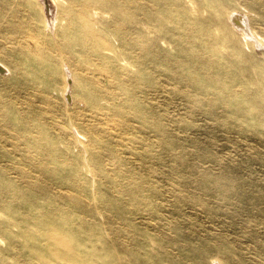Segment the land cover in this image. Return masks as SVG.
Returning a JSON list of instances; mask_svg holds the SVG:
<instances>
[{
    "label": "rangeland",
    "instance_id": "obj_1",
    "mask_svg": "<svg viewBox=\"0 0 264 264\" xmlns=\"http://www.w3.org/2000/svg\"><path fill=\"white\" fill-rule=\"evenodd\" d=\"M47 1L0 0V264H264V0Z\"/></svg>",
    "mask_w": 264,
    "mask_h": 264
},
{
    "label": "bare ground",
    "instance_id": "obj_2",
    "mask_svg": "<svg viewBox=\"0 0 264 264\" xmlns=\"http://www.w3.org/2000/svg\"><path fill=\"white\" fill-rule=\"evenodd\" d=\"M57 3L56 4H58V2H60V1H63V0H55ZM42 2V1H41ZM43 3L45 4V6H46V8H48L49 9V5H48V1L46 0V1H44L43 0ZM56 7V6H55ZM44 8V7H43ZM40 10H41V8H39ZM48 9H47V11H48ZM51 10V9H50ZM57 11V10H56ZM55 11V12H56ZM42 12V11H41ZM45 12V11H44ZM51 12V11H50ZM57 14V13H56ZM55 15V14H54ZM245 16V15H244ZM242 14H240V13H237V12H235L234 11V13L231 15V17H232V22H233V24L237 27V28H239V29H241L242 31H244L245 32V34L247 33H249V32H251V28H250V26H249V24H248V22H246V20H245V17H244ZM45 18H47L46 17V15L44 16ZM50 19V18H49ZM56 19V18H55ZM42 20H44V19H42ZM55 20H53L52 19V22H54ZM61 22V21H60ZM51 23V22H50ZM44 24H45V28H49V20H48V18L46 19V20H44ZM55 24V23H54ZM51 25H53V24H51ZM50 25V26H51ZM0 26H1V24H0ZM55 26V25H54ZM53 27V26H52ZM55 28V27H54ZM50 29H51V27H50ZM51 32H52V30H51ZM53 33V32H52ZM58 33H59V31H58ZM58 33H56L57 35H58ZM39 34H41V33H38V35ZM43 40L42 39H40L39 38V36H38V39L36 40V44H37V46H39L40 48H44V46H43ZM6 70H9V67L0 59V71H5L6 72ZM68 71V70H67ZM71 74V73H70ZM69 74L66 72V74H65V78H64V89H63V91H62V95L64 96L63 98H65V96H69V89H67L66 87L67 86H69V84L67 85V81H69V78H70V75L68 76ZM75 75V74H74ZM73 79H74V77H72ZM70 83H72V82H70ZM76 83V82H75ZM73 86V85H72ZM71 90V89H70ZM71 96V95H70ZM70 96H69V98H70ZM73 97L74 96H72V99H73ZM66 99V98H65ZM71 99V98H70ZM67 102V101H66ZM71 256V255H70ZM70 260L71 261H74V259L72 258V257H70Z\"/></svg>",
    "mask_w": 264,
    "mask_h": 264
}]
</instances>
